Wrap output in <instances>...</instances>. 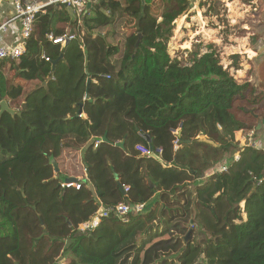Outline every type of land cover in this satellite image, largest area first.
I'll return each instance as SVG.
<instances>
[{
    "label": "trees",
    "instance_id": "16d2710c",
    "mask_svg": "<svg viewBox=\"0 0 264 264\" xmlns=\"http://www.w3.org/2000/svg\"><path fill=\"white\" fill-rule=\"evenodd\" d=\"M188 1L177 0L182 10ZM169 2L93 3L86 32L64 45L47 34L78 21L50 6L26 53L0 60L15 110L0 116V264H58L66 251L68 264H264V148L235 141L264 121V59L248 71L257 83L234 78L212 45L191 64L173 59ZM121 17L135 31L120 48L94 30ZM65 152L95 193L85 179L61 186L54 162ZM120 202L145 208L78 228Z\"/></svg>",
    "mask_w": 264,
    "mask_h": 264
},
{
    "label": "rangeland",
    "instance_id": "374dc122",
    "mask_svg": "<svg viewBox=\"0 0 264 264\" xmlns=\"http://www.w3.org/2000/svg\"><path fill=\"white\" fill-rule=\"evenodd\" d=\"M169 3L168 5L173 9L168 15L173 19L174 28L168 42V50L173 59H178L183 64H191L193 51L200 47L204 52L211 49L210 45H212V49H216L220 57L221 64L230 70L234 78L240 82L247 78L255 83L258 82L256 69L249 73L248 71L251 66H257L264 59V3L259 11L254 10L255 6H251L249 8L251 12L244 13L236 22L227 16L228 10L231 9V4L227 0H189L185 10L179 7L177 0H170ZM69 12L72 13L71 17L70 13L68 14L71 20L78 21L77 24L67 27L70 29L69 32L75 35L86 32L87 17L94 14L88 12L83 18L78 17L72 8ZM132 23H134L132 20L121 17L114 25L99 27L94 31L105 34L112 43L121 48L125 38L135 31ZM201 29L204 31L203 34L200 33ZM234 55H238V58H234ZM235 141L240 145L254 143L256 147L264 148V121L256 129L237 131ZM238 153L239 151H236L229 158ZM71 164L74 165L69 171L76 172L81 168L80 171L84 173L81 163L71 162ZM80 171L76 173L80 174ZM244 206L245 202L242 201L240 207L243 211ZM243 218L245 220L247 218L244 212ZM68 257L66 251L59 258L58 264H68Z\"/></svg>",
    "mask_w": 264,
    "mask_h": 264
},
{
    "label": "built area",
    "instance_id": "2783aa9c",
    "mask_svg": "<svg viewBox=\"0 0 264 264\" xmlns=\"http://www.w3.org/2000/svg\"><path fill=\"white\" fill-rule=\"evenodd\" d=\"M102 0H13L15 17L13 19H18L22 25V41L17 44H6L0 45V60L1 59H17L26 53V44L28 39L31 37L34 30V21L36 14L47 13L48 7L54 5H66L74 8L78 17H81L84 12L89 10L88 5L92 6L93 3H99ZM76 38V35L71 32H66L63 35H55L53 32L47 34V39L52 44L64 45L66 42ZM45 57V55H43ZM46 60H49L46 57ZM245 139V138H244ZM100 141H97L95 146L97 147ZM249 144V143H247ZM246 144V145H247ZM256 147V144L250 143ZM136 149L144 156L153 157L152 154H161L162 148L158 147L154 149L152 146L139 144ZM240 152L233 157V162L240 159ZM221 170L226 171L227 166L223 167ZM61 186L64 188L75 187L80 189L82 186L81 181H70L61 182ZM128 187H125V191H128ZM145 208V204L130 205L126 202H120L114 206L104 207L103 205L93 214V216L88 220L79 225V229L83 232L91 230L99 225L101 220L105 217L115 215L118 217H123L132 211L141 212Z\"/></svg>",
    "mask_w": 264,
    "mask_h": 264
},
{
    "label": "crops",
    "instance_id": "0c3cea01",
    "mask_svg": "<svg viewBox=\"0 0 264 264\" xmlns=\"http://www.w3.org/2000/svg\"><path fill=\"white\" fill-rule=\"evenodd\" d=\"M227 2L231 4V9L228 10L227 16L231 18L233 22H236L239 18H241V16H243L244 13L251 12L249 9L251 6H255L254 10L259 11L260 8L263 7L264 0H227ZM71 8H72L71 6H66V5L55 6V9H58L60 12H63L64 16L66 15L69 16L68 14L70 13V17L72 16L71 15L72 13L69 12V9ZM72 10L76 14L74 8H72ZM15 14L16 13L14 9L13 0H0V45L17 44L22 41V25H21L20 20L13 19L15 17ZM50 15L53 16V12H51ZM72 21H75V20H72ZM39 30H41V28L38 29V31ZM44 30L46 31V29ZM69 31L70 29L67 28L65 32H69ZM202 32L204 33L203 29L200 30V33ZM0 74L3 79V89H2V92L0 91V101H1L2 99H6L5 98L6 78L4 75L5 73H3L1 70H0ZM17 82L19 81L17 80ZM20 82L25 83L22 80ZM36 83L37 81H33L26 88V90H29L31 88V85H34ZM7 102L8 104H10L9 100H7ZM78 154L79 156L77 157V160L79 159V161L82 162V151L78 152ZM71 160H72V157L69 156L68 153L65 152L63 157L61 159H58V161L56 162L59 165L58 172L61 178V182H62L63 177L77 178V180H80V179L88 180L89 176L87 173V168L83 164L82 166H83L84 173L80 171L81 168L79 169L80 174L77 177H75L74 174L69 172L68 167H69ZM214 172L215 171L210 172L207 176L209 177ZM88 185H89V182H88Z\"/></svg>",
    "mask_w": 264,
    "mask_h": 264
},
{
    "label": "water",
    "instance_id": "95a60500",
    "mask_svg": "<svg viewBox=\"0 0 264 264\" xmlns=\"http://www.w3.org/2000/svg\"><path fill=\"white\" fill-rule=\"evenodd\" d=\"M89 9L91 8V5L89 4L88 5ZM61 57H59L58 59H56L54 62H53V67L56 65L57 61L60 59ZM90 80H88V90H87V96H88V93H89V85H90ZM0 105H1V109H0V116L5 112V111H9V112H15L14 109H12L7 100L6 99H2L0 101ZM82 110H83V104H81V108H80V114L82 113ZM260 126V124L258 125V127ZM103 140H107V137L104 136L103 137ZM94 141H91V144L93 143ZM122 145V144H121ZM153 157L155 158H159L157 154L153 153L152 154ZM54 165L56 167V171L58 172L59 171V168H58V165L56 162H54ZM166 165V164H165ZM62 181L63 182H70V181H77V178H72V177H63L62 178ZM88 182V180H86ZM89 187L90 189L93 191V193H95V188L94 186L89 182ZM122 189H123V186H122ZM187 237H189V234L187 235Z\"/></svg>",
    "mask_w": 264,
    "mask_h": 264
}]
</instances>
